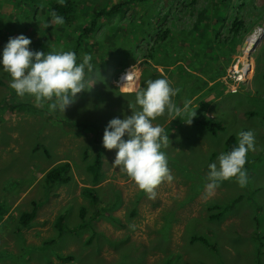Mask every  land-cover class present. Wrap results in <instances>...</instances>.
Wrapping results in <instances>:
<instances>
[{"label":"rangeland","instance_id":"1","mask_svg":"<svg viewBox=\"0 0 264 264\" xmlns=\"http://www.w3.org/2000/svg\"><path fill=\"white\" fill-rule=\"evenodd\" d=\"M57 1L0 0V52L10 37L24 34L32 50L76 49L78 62L90 55L93 72L102 75L62 113L49 111L47 104L37 107L31 96L19 97L9 87L11 77L0 71V264H264V36L251 55L253 79L239 92L232 93L224 74L204 78L205 84H198L199 91L188 98L180 93L173 98L179 106L190 101V112L202 108L204 116L222 122L223 130L214 136L193 121L187 124V114L174 124L166 113L153 120L169 135L162 150L174 179L162 182L150 199L112 165L116 150L103 146L104 129L111 119L130 115L129 104L138 107L135 92L154 79L153 67L173 87L184 88L183 68L164 67L158 54L165 56L166 50L175 56L165 47L170 44L173 50H183L181 44L189 39L181 30L192 29L198 18L200 23L208 1L194 6L189 5L192 0L131 2L126 10L100 19L97 31L82 38L79 35L97 13L126 0H73L72 10L63 16L66 22L45 29L51 22L47 10ZM217 1L223 11L232 8L231 19L243 8L238 17L249 27L238 47L241 54L247 38L264 27V0H227L224 5ZM219 12L214 7L209 15ZM159 24L173 31V37L157 45L150 68L142 53L149 56L152 45L143 40L161 30ZM146 29L151 31L139 39ZM239 54L232 56L231 64ZM189 61H184L185 67ZM124 74L132 78L121 84ZM247 130L255 137V150L247 154L245 164L247 185L240 187L235 178L225 180L209 196V164L225 153L231 136L238 144L237 134ZM97 154L103 165L95 184L88 167ZM65 163L69 181L48 185L46 173ZM88 190L95 191V198ZM34 205L36 217L24 235L23 229L19 232L21 216ZM99 208H106L101 211L104 216ZM224 208L220 219L210 218ZM83 210L86 220L81 218Z\"/></svg>","mask_w":264,"mask_h":264},{"label":"clouds","instance_id":"2","mask_svg":"<svg viewBox=\"0 0 264 264\" xmlns=\"http://www.w3.org/2000/svg\"><path fill=\"white\" fill-rule=\"evenodd\" d=\"M51 16L45 29L64 24V17L54 10ZM31 43L29 37L20 34L10 37L0 52V71L11 77L9 87L19 97L31 96L37 107L47 104L49 111L59 109L64 113L76 102L79 93L87 91L86 86L92 90L99 83L97 76L102 74L93 72L90 55L85 54L82 62H78L74 51L32 50ZM131 78L128 74L124 80L127 83ZM179 91L166 78L146 81V86L135 92L138 107L129 104L131 114H125L123 119H111L104 129L103 146L116 150L112 165L126 173L150 199L156 197L155 189L162 182L170 183L174 179L162 150L168 146L169 135L153 120L165 113L173 120L187 114L185 123L191 124L197 115L189 111L190 101H185L183 106L174 102ZM237 140V146L221 153L216 163L209 164L206 185L209 196L225 180L235 178L240 187L247 185L245 164L247 154L255 150L254 133L240 131Z\"/></svg>","mask_w":264,"mask_h":264},{"label":"trees","instance_id":"3","mask_svg":"<svg viewBox=\"0 0 264 264\" xmlns=\"http://www.w3.org/2000/svg\"><path fill=\"white\" fill-rule=\"evenodd\" d=\"M143 2L144 0H126L122 2L121 4H116L115 6H112L110 9L108 8L107 10L100 11L99 13L96 14V18L93 20L91 26H86L84 27L83 31L79 35L80 38L83 36H90L92 33L96 32L99 26V20L103 19L104 17H110L114 15L115 13H119L123 10L127 9V6L131 4V2ZM208 1V7L204 8L205 13L207 15H201L202 19L200 20L199 23V18L194 22L193 28L192 29H187L185 27L182 29V32H187V38L189 41L187 43L181 44L183 47V50L181 49H174L173 50V44H170L169 47H167L165 44L170 41L173 37V31L169 32V30L164 29L165 25L159 24L158 27H161L162 29H156L155 34H151L148 37V40L145 39L143 40L145 35H148V33L151 30H145L142 32L141 36H138L139 39H142L143 41H146L148 44H151L150 48V53L149 56H145V52H143V57L146 59V64L148 67L152 66L150 61L154 63L155 58V48H157L158 44H163L165 45L166 48L170 49L173 51L172 55H167L166 50H165V56H162V53L158 54L159 61L164 63V67H166V64L169 65L170 67H176L178 68H183V72H180V76L183 79L184 82V88H182L179 93L185 97H190L193 94H196L198 90V84L201 86L205 84L204 78L208 79H217L220 76L226 74L227 68L230 66L231 61H232V56L235 55L236 53L239 54L240 48L238 49L239 46L242 45L243 42V35L245 32L248 31L249 25L244 22V19L238 16H241V10L243 8H240L239 12L234 13L233 18L231 19L229 14L232 8L230 9H224L219 7V4L221 3L220 1H212V0H207ZM227 0H223L222 3L224 5V2ZM233 2V0H231ZM199 0H192V3L189 4L191 6L198 5ZM210 3V4H209ZM74 2L73 0H58L55 2L52 6L51 9L47 10L48 14L51 16V12L54 10L57 15L64 16L67 11L72 10ZM245 5L244 3H242ZM188 5V6H189ZM221 5V4H220ZM182 6H186V2H182ZM241 6V4H240ZM212 7V8H211ZM215 9L220 10L219 16H216L215 14L210 12ZM186 9V8H185ZM179 11V10H178ZM226 12L228 14H226ZM204 13V14H205ZM52 20L49 18V21ZM182 22V20L176 21ZM232 21L231 23H229ZM66 22V21H65ZM179 22V23H180ZM175 23V24H176ZM175 29L177 28V24L175 25ZM201 27V30L199 31L198 28ZM195 31V32H194ZM190 34H192L193 37H190ZM195 37H198L197 40H195ZM180 45V44H179ZM218 47L217 53L222 54V57L219 56L216 53V48ZM77 50L74 49V52ZM192 56L189 58L190 55ZM212 55V59L214 60H209L208 56ZM149 59V61H148ZM170 60V61H168ZM188 67L184 66V61H188ZM153 67V66H152ZM150 67V68H152ZM190 68L196 70L197 74H192L190 71ZM154 69L152 76H154V79L157 78H162L161 74H157V71ZM168 72V69H166ZM1 80V78H0ZM0 81V85H1ZM197 86V88H196ZM144 87V85H143ZM129 95V94H128ZM14 108H16V105H13ZM197 115L196 117L193 118V122L198 125L199 127L205 128L207 131L212 133V135H216L219 131L223 130L222 122L220 120H211V118H208L204 116V113L202 111V108H197L194 111ZM177 120H174V123H177ZM98 135H101L99 132H97ZM237 146L236 144V138L234 136H231L227 142H226V148L225 152L230 151L233 147ZM102 165H103V160H102V155L97 154L96 157L94 158L93 163L88 167V170L93 174V182L96 184L100 181L101 176H102ZM68 171H69V164H61L56 167H53L51 170H49L46 173L45 176V181L47 182L48 185H54V184H63L67 183L70 179L68 176ZM89 192H92V197L95 198V191L88 190ZM213 209H218L221 207L219 206H212ZM211 208V209H212ZM99 208V213L101 211L105 210L106 208H103L100 210ZM38 210L37 205H34V209L31 212L24 213L21 216V222L22 224L20 225L19 232L22 231V229H27L30 225V223L33 221V219L36 217V212ZM224 212H226V209L224 208L221 213L218 214H212L210 216L211 219H220ZM102 214V213H101ZM105 212L102 214L104 216ZM98 217V216H97ZM81 218L83 220H86L85 217V211L81 212ZM60 230L62 229V218L60 217L58 219V224ZM192 240L194 241H200L203 244L210 246L208 242L202 237H194ZM60 260H68L62 256H59Z\"/></svg>","mask_w":264,"mask_h":264},{"label":"built area","instance_id":"4","mask_svg":"<svg viewBox=\"0 0 264 264\" xmlns=\"http://www.w3.org/2000/svg\"><path fill=\"white\" fill-rule=\"evenodd\" d=\"M258 34L261 39L264 36V27L259 26L248 38L246 44L249 42V39ZM260 39V41H261ZM259 42L250 44V50L246 52L245 48L241 49V54H239L235 59L234 63L230 64L229 69L226 72V79H228L232 84L231 91L232 93H237L241 89L242 85L253 75L252 70L254 67V62L251 60V55L254 52L256 46ZM246 46V45H245ZM123 77V76H122ZM122 80V78H121Z\"/></svg>","mask_w":264,"mask_h":264},{"label":"bare ground","instance_id":"5","mask_svg":"<svg viewBox=\"0 0 264 264\" xmlns=\"http://www.w3.org/2000/svg\"><path fill=\"white\" fill-rule=\"evenodd\" d=\"M260 39H261V37L258 35V34H256L255 36H253V37H251L250 39H249V42L246 44V46H245V50H246V52H248L249 50H250V44H252V43H255V42H260ZM262 41V40H261ZM124 77H125V74L123 75V77H122V80H121V84L125 81L124 80ZM134 85H135V82H134V76H133V87H134Z\"/></svg>","mask_w":264,"mask_h":264},{"label":"crops","instance_id":"6","mask_svg":"<svg viewBox=\"0 0 264 264\" xmlns=\"http://www.w3.org/2000/svg\"><path fill=\"white\" fill-rule=\"evenodd\" d=\"M259 43H260V42H259ZM259 43H258V44H259ZM257 46H258V45H257ZM257 46H256V47H257ZM155 69H156V68H155ZM155 71L158 72V70H155ZM157 74H160V73H157ZM252 77H253V75H252L251 78H250L251 80L253 79ZM144 79H145V78H144ZM250 79H249V80H250ZM249 80L246 82V84L249 82ZM135 85H136V84H135ZM244 85H245V84H244ZM242 86H243V85H242ZM241 88H242V87H241ZM26 232H28V229H24V230H23V234H24V235H26ZM9 247H10V246H9Z\"/></svg>","mask_w":264,"mask_h":264},{"label":"water","instance_id":"7","mask_svg":"<svg viewBox=\"0 0 264 264\" xmlns=\"http://www.w3.org/2000/svg\"><path fill=\"white\" fill-rule=\"evenodd\" d=\"M247 41V40H246ZM245 45H246V42H245V44L243 45V47L241 48V49H244L245 48Z\"/></svg>","mask_w":264,"mask_h":264}]
</instances>
